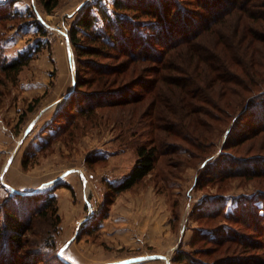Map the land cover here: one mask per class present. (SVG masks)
<instances>
[{"label":"rangeland","instance_id":"1","mask_svg":"<svg viewBox=\"0 0 264 264\" xmlns=\"http://www.w3.org/2000/svg\"><path fill=\"white\" fill-rule=\"evenodd\" d=\"M95 1L60 0L48 11L41 0H0L8 2L2 6L4 11L0 9V63L22 52L33 56L18 74L0 71V199L23 212L39 197H9L10 192L55 188L57 199L49 217L33 220V230L27 235L31 242L28 254L34 250V256L51 254L45 264H60L59 260L105 264L136 257L143 258L121 264H168L164 257H148L153 254H168L170 264H180L173 261L179 246L193 251L211 244L195 239L201 235L199 228L214 226L211 219L199 218L198 206L212 204L215 196L222 195L226 210L233 209L241 195L257 197L264 180L204 178L207 171L216 170L225 139L235 136L239 127L235 124L227 132L223 131L225 124H215L206 147L199 150L184 145L176 154H161L156 168L135 185L117 193L110 191L107 182L118 183L131 172L137 148L150 134L147 117L137 105L96 108L90 117L72 108L73 102L67 105L73 80L89 75L78 62L70 32L85 6ZM188 1L175 0L174 4L188 12L194 8ZM102 2L108 11L112 9L114 0ZM139 20L148 19L140 16ZM99 22L95 30L103 26ZM39 24L46 28L45 34ZM89 35L78 33L87 44L94 38ZM116 60L122 59L103 57L99 61L110 64L118 63ZM142 65L150 69L155 63ZM149 72L145 75L151 78ZM164 73L183 75L173 69ZM169 81L168 77L161 83L169 85ZM144 86L145 82L135 85V90L144 92ZM232 123L229 120L227 126ZM255 200L263 205V200ZM49 237L54 249L44 245Z\"/></svg>","mask_w":264,"mask_h":264},{"label":"trees","instance_id":"2","mask_svg":"<svg viewBox=\"0 0 264 264\" xmlns=\"http://www.w3.org/2000/svg\"><path fill=\"white\" fill-rule=\"evenodd\" d=\"M59 1L41 0L48 11ZM174 1L114 0L108 11L102 0H96L85 6L70 32L78 62L89 75L76 77L67 105L73 102L72 108L87 117L100 107L138 106L148 120L150 137L138 146L131 172L118 183L107 182L112 192L135 185L156 168L161 154H176L184 145L206 147L213 129L222 124L227 132L237 124L238 132L225 139L216 170L207 171L204 178L264 180V0H190L194 8L188 12ZM6 3H0L1 10ZM140 16L148 20H139ZM99 20L103 26L95 30ZM38 26L45 34L44 25ZM80 31L94 35L93 42L82 43ZM103 57L122 60L103 64L99 61ZM32 58L30 52L19 53L0 63V71L18 74ZM147 61L155 65L143 67ZM167 69L183 75L165 74ZM148 71L151 78L145 75ZM168 77L169 85H163ZM143 82L145 91L138 93L135 85ZM229 120L233 123L227 126ZM243 148L244 153L239 152ZM54 191L10 192L9 197H39L23 212L0 199V264L46 263L51 254L26 252L31 244L27 235L33 220L49 217L57 199ZM259 191L257 197L241 195L230 210L222 195L215 196L212 204L201 203L199 218L211 219L214 226L199 228L201 235L195 239L211 244L193 251L179 246L173 261L264 264V187ZM255 199L263 200V205ZM49 239L44 245L54 249Z\"/></svg>","mask_w":264,"mask_h":264},{"label":"water","instance_id":"3","mask_svg":"<svg viewBox=\"0 0 264 264\" xmlns=\"http://www.w3.org/2000/svg\"><path fill=\"white\" fill-rule=\"evenodd\" d=\"M67 40H68V39H67ZM68 42H69V40H68ZM75 83H76V80L74 79V80H73V88L70 90L69 93H71V92L73 91V89H74V87H75ZM42 111H43V110H41V111L37 114V116L35 117V119L33 120V122H35V121L37 120V118L41 115ZM21 141H22V139H21ZM10 160H11V158H10ZM10 160H9V162H8L7 165H9ZM63 176H64V174L60 175V176L57 177V178L61 180V178H63ZM40 190H42V188H40V187L37 188L36 190H32V191H21V190H19V189H15L16 192H20V193H35V192H38V191H40ZM84 219H85V218H84ZM84 219H82L79 223L83 222ZM148 257H149V258L164 257V258L166 259V261H167L168 264L171 263L170 256H169L168 254H165V255L153 254V255H149ZM142 258H143V257H136V258H132V259H130V260L127 259V260L116 261V262L105 263V264H121V263H126V262H129V261L139 260V259H142Z\"/></svg>","mask_w":264,"mask_h":264},{"label":"crops","instance_id":"4","mask_svg":"<svg viewBox=\"0 0 264 264\" xmlns=\"http://www.w3.org/2000/svg\"><path fill=\"white\" fill-rule=\"evenodd\" d=\"M19 190L24 191L25 189H19Z\"/></svg>","mask_w":264,"mask_h":264}]
</instances>
